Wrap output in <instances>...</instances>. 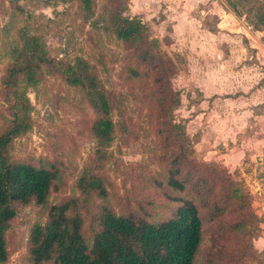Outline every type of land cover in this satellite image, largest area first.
<instances>
[{
	"label": "rangeland",
	"instance_id": "374dc122",
	"mask_svg": "<svg viewBox=\"0 0 264 264\" xmlns=\"http://www.w3.org/2000/svg\"><path fill=\"white\" fill-rule=\"evenodd\" d=\"M94 6L84 22L78 0H0V134L16 113L24 117L29 129L10 143V158L56 169L45 206H14L4 264H32L30 230L46 222L52 204L76 202L90 244L100 207L159 222L185 199L202 221L194 264H264V168L225 164L230 144L240 146L248 134L231 133L226 99L264 86V28H253L254 15L246 18L264 0H95ZM119 16L148 27L151 61L139 57L140 43L109 31ZM29 35L42 38L49 62L35 87L15 89L5 82L11 52ZM75 57L109 96L114 131L107 149L91 131L96 113L84 90L66 81ZM174 165L180 173L174 178L186 183L182 192L168 184ZM84 171L102 180L105 198L79 191Z\"/></svg>",
	"mask_w": 264,
	"mask_h": 264
},
{
	"label": "trees",
	"instance_id": "16d2710c",
	"mask_svg": "<svg viewBox=\"0 0 264 264\" xmlns=\"http://www.w3.org/2000/svg\"><path fill=\"white\" fill-rule=\"evenodd\" d=\"M55 1L69 3L72 0ZM78 4L81 18L86 22L93 16L95 0H78ZM252 15L255 18L253 28H264V8H248L246 18ZM109 31L115 39L125 43H140L142 61L153 58L148 44L150 31L141 20L119 16ZM11 57L13 63L7 73L6 85L15 89L23 84L35 87L41 80L42 67L49 62L42 38L26 36L12 49ZM161 65L174 74L170 61L161 62ZM64 73L68 84L84 90L96 113L91 127L93 136L98 146L109 148L114 131L109 96L91 75L82 57H75ZM176 102L178 105V94ZM176 128L184 135L183 125L178 124ZM28 129L25 118L16 113L11 126L0 134V264L7 260L5 233L15 217L14 206L31 203L45 206L56 179L54 167L17 163L10 158V143ZM179 174L177 165L172 166L168 184L182 192L186 183L174 178ZM77 188L86 196L105 198L107 195L102 180L85 171L77 180ZM46 217L44 224H35L30 230L28 255L32 264H194L202 242V221L196 205L188 199L180 200L173 215L159 222L116 215L108 208L100 207L93 219L90 244L82 235L83 221L74 200L48 206Z\"/></svg>",
	"mask_w": 264,
	"mask_h": 264
},
{
	"label": "crops",
	"instance_id": "0c3cea01",
	"mask_svg": "<svg viewBox=\"0 0 264 264\" xmlns=\"http://www.w3.org/2000/svg\"><path fill=\"white\" fill-rule=\"evenodd\" d=\"M171 17V14L169 15ZM174 28V26H173ZM249 85V84H248ZM244 90V86L243 89ZM239 95L227 98L231 109L226 115V123L231 124V133L233 129L248 131L247 136L241 139V145L230 144L229 153L225 164L231 169L236 168L238 164L246 163V166L252 168L255 172L256 167L264 168V86H253L248 91H241ZM236 136H230L233 142ZM241 166V165H238ZM237 166V167H238ZM264 244V240H263Z\"/></svg>",
	"mask_w": 264,
	"mask_h": 264
},
{
	"label": "built area",
	"instance_id": "2783aa9c",
	"mask_svg": "<svg viewBox=\"0 0 264 264\" xmlns=\"http://www.w3.org/2000/svg\"><path fill=\"white\" fill-rule=\"evenodd\" d=\"M257 192H258L257 194H258V195H260V191H259V189L257 190ZM258 195H256V196L259 198V196H258Z\"/></svg>",
	"mask_w": 264,
	"mask_h": 264
}]
</instances>
